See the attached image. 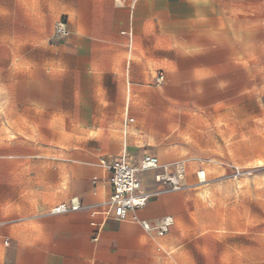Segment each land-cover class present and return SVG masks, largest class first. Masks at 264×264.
<instances>
[{"label":"crops","instance_id":"0c3cea01","mask_svg":"<svg viewBox=\"0 0 264 264\" xmlns=\"http://www.w3.org/2000/svg\"><path fill=\"white\" fill-rule=\"evenodd\" d=\"M19 1L27 10L35 6L55 99L74 124L98 135L88 165L79 166L67 184L63 204L76 200V211L52 213L61 205L54 198L59 173L45 184L24 167L26 157L0 156V264H168L169 238L158 229L165 218L180 217L183 190L171 191L167 176L185 166L174 156L115 139L111 127L123 115L117 103L138 100L129 86L148 82L151 70H179L173 83L183 84V61L212 52L220 37L249 30L251 20L264 18V0ZM58 19L66 35L54 40ZM166 77L170 83L172 75ZM147 158L158 168L136 174L146 205L123 220L107 217L110 171L101 160H124L139 169Z\"/></svg>","mask_w":264,"mask_h":264},{"label":"rangeland","instance_id":"374dc122","mask_svg":"<svg viewBox=\"0 0 264 264\" xmlns=\"http://www.w3.org/2000/svg\"><path fill=\"white\" fill-rule=\"evenodd\" d=\"M28 8L0 0V156L26 157L24 167L45 184L59 173L54 198L63 204L98 133L74 124L55 99L44 69L50 54ZM248 27L183 61V84L173 83L179 70H151L148 82L129 86L138 100L117 103L115 139L185 166L183 211L166 233L168 264H264V18Z\"/></svg>","mask_w":264,"mask_h":264},{"label":"built area","instance_id":"2783aa9c","mask_svg":"<svg viewBox=\"0 0 264 264\" xmlns=\"http://www.w3.org/2000/svg\"><path fill=\"white\" fill-rule=\"evenodd\" d=\"M65 22L60 19L56 23V32L58 35L65 36ZM161 76L158 78L161 81ZM100 164L107 167L110 171L109 184L111 187V195L105 203V214L107 217H113L118 220H123L128 212L135 209L143 208L148 200V195L139 192V184L136 174L139 171H147L158 168L157 161L153 158L145 159L139 169H136L126 163L124 160H112L110 162L101 160ZM199 176V175H198ZM184 174L182 172L169 173L167 183L173 192H178L183 189L182 180ZM80 208L76 200H72L69 204H61L53 208L52 213L62 214L68 211H76ZM172 224V218H165L163 224L158 229V235L164 236ZM143 227L148 230V226L143 223Z\"/></svg>","mask_w":264,"mask_h":264},{"label":"bare ground","instance_id":"6f19581e","mask_svg":"<svg viewBox=\"0 0 264 264\" xmlns=\"http://www.w3.org/2000/svg\"><path fill=\"white\" fill-rule=\"evenodd\" d=\"M199 179L201 180V182H205V173L204 172H201L199 173Z\"/></svg>","mask_w":264,"mask_h":264}]
</instances>
